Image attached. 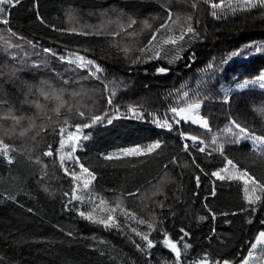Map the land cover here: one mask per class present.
<instances>
[{"label": "trees", "instance_id": "16d2710c", "mask_svg": "<svg viewBox=\"0 0 264 264\" xmlns=\"http://www.w3.org/2000/svg\"><path fill=\"white\" fill-rule=\"evenodd\" d=\"M194 2L198 4L195 9L191 7ZM212 2L219 3V0H209L208 4L204 0H21L11 9L9 24H0V100L7 101L0 104V112H6L11 105L15 115L31 116L36 127L21 135L22 129L28 128V120L25 119L10 137H5L16 151L11 153L14 161L11 165L0 162V264H166L174 260V256L159 243L164 231L181 248L183 264H192L205 252L213 260L227 257L240 264L250 247L246 242L254 239L261 230L260 219L264 218V211L258 209L252 216L239 211L246 206L242 180L215 181L213 184L211 171L223 167V157L218 153L212 156L207 151L200 153L197 148H191V141L187 142L192 155L182 151L179 131L206 136L209 142L211 134L190 123L169 132L158 128L151 117L138 119L131 113L123 115L131 104L142 107L145 113L151 111L164 118L178 92L199 90L206 96L201 113L208 118L212 133H219L229 117L246 123L257 134L264 133V89L258 85L235 87L236 83L251 79L264 67V55L234 58L227 64L221 63L228 53L246 43L264 42V10L245 9L233 14L222 6L217 9L220 18H215L211 15ZM161 4L170 6L173 19L180 18L177 25H172L176 35L180 34L181 26L191 16L190 23L199 36L194 39L186 37L182 59L171 65L167 59L134 62L135 56L139 55L136 45L147 44L151 32L167 19V12ZM37 13L46 24L37 21ZM129 17L138 21L132 29L136 32L135 37L123 33L115 37L103 34L106 28L118 31L116 25L108 24V21L127 20ZM143 21L152 27H144ZM53 25L76 31H54ZM8 29L23 39L18 41V48L10 49L5 55L4 41L9 40ZM80 31L90 34H77ZM97 31L101 34L97 35ZM125 44L132 45L127 58L114 46ZM164 47L172 49L173 46ZM44 48H51L56 56L44 53ZM72 53L93 59L104 69L108 91L115 90L116 93L111 108L118 106L122 115L111 125L105 121L83 129L89 140H81L74 155L95 173L96 178L90 184V192L82 190V187L78 189V195L85 196L83 202L71 201L69 204L70 195L65 196L64 193L70 194L75 186L71 176L65 175L60 168L55 153L52 157L42 155L48 145L58 147L59 138L46 119V116L54 119L51 108L55 103L44 101L34 92L29 93V88L39 86L42 81L56 88L63 87L65 99L74 105L77 98L67 94L84 88L88 92L80 98L81 104L94 106L96 114L111 110L100 82L88 78L87 69H77L68 63ZM13 55L17 59L11 60ZM61 56L65 57L64 61L57 58ZM168 58H171V53ZM10 60L12 67H7ZM209 64L216 65L215 72L207 67ZM161 66L169 68V71L156 73L155 68ZM65 80L71 84L65 85ZM228 88L231 92L226 103L223 89ZM26 95L29 101L39 100L44 104L46 112H38L31 103H23ZM63 111L70 115L67 110ZM167 116L171 114L167 113ZM80 122L78 117L70 119L72 130L74 124ZM41 123L46 125L47 135L39 131ZM0 125L9 128L13 121L0 120ZM156 140L163 142L156 153L111 160L104 158L112 151L136 144L143 148ZM225 147L227 155L241 168L258 179H264V156L258 150H251L250 141ZM37 155L41 156L42 164L35 163ZM173 156L177 157L175 163L171 162ZM193 159L204 171L191 163ZM68 167L73 170L71 163ZM74 170L79 173V167ZM197 175L201 178L199 186L195 180ZM213 186L215 196L211 195ZM129 192L136 195L129 196ZM92 195L96 204L101 197L110 204L119 198L123 207L138 217L162 223V229L158 226L151 232L150 238L157 246L150 250V255L137 251L128 238L131 236L141 242L130 229L147 233L146 224H138L117 212L115 215L120 228L106 229L77 214L75 208L91 210L93 205L89 197ZM9 196L15 199H9ZM205 203L214 209L215 219L205 209ZM65 204H68L67 210ZM97 214L106 217L98 209ZM201 216L205 219L200 220ZM249 218L253 221L251 224L246 222ZM182 227L189 233L183 240ZM69 232L72 235H68ZM185 242L192 245L186 254L183 251ZM255 253L252 264H264L259 248Z\"/></svg>", "mask_w": 264, "mask_h": 264}, {"label": "snow or ice", "instance_id": "6c2138e0", "mask_svg": "<svg viewBox=\"0 0 264 264\" xmlns=\"http://www.w3.org/2000/svg\"><path fill=\"white\" fill-rule=\"evenodd\" d=\"M21 3V0H0V24L8 25L9 24V15L12 8H15L17 5ZM205 4L209 3V0H204ZM227 8L233 14H235L238 10L245 9H254L260 8L264 10V0H219V3L212 2L210 7L212 9L211 15L215 18H220L217 9H221V7ZM161 7L165 9L167 12V19H165L162 23L159 24L158 28H155L154 31L151 32V38L148 39L147 44L144 45H136V51L139 52V55L135 56V61L138 62L140 60H152V59H167L169 65L173 64L176 61L182 59L181 53L184 52L183 43L186 41V37L188 39L198 38L199 33L192 26L190 21H192L193 17H187L185 24L181 26L180 34L176 35L175 30L172 28V25H177L179 22V16L173 19L172 11H169V5L161 4ZM191 7L193 9L198 7L197 3H192ZM37 21L41 24H46V21L37 13L36 15ZM198 22V21H197ZM138 21L132 18H128L127 20H123L122 18H118L116 21H108V24H115L118 31H113L110 28H106L104 31V35H111L113 37L120 35L123 33L125 36H136V32L133 29V25H137ZM144 27H152L148 24L147 21H143ZM54 31L58 32H75L76 29H59L54 25L52 26ZM163 30V31H162ZM9 32V40L4 41V52L5 55H8V51L13 48H18L20 45L18 41L23 39V37L18 36L17 33L12 32L11 29H8ZM158 33L160 35H158ZM77 34L79 35H89L90 33L87 31H80ZM97 35L101 33L99 31L96 32ZM190 34V35H189ZM15 38V41H13ZM2 39V37H0ZM27 43L31 44L32 41H27ZM171 45L172 49H165L164 46ZM117 47L119 51H122L127 58V55L130 51H132L131 44L114 45ZM44 53L50 54L51 56H56V53L51 48H44ZM169 53H171V58H168ZM256 54L264 55V42L251 41L242 45L238 49H234L230 53H228L225 57L221 59L222 64H227L234 58H244L248 59L249 57L255 56ZM60 61H64L65 57H57ZM17 59L14 55L11 57V60ZM188 59H193V57H188ZM11 60L6 64L7 67H12ZM68 63L70 65H75L77 69H87L88 70V78L93 80H98L100 84L103 86V92L106 94V103L107 106L111 110H105L100 114H96L93 107H86L85 105L80 103V98L85 96L88 90L81 88L79 91H72L67 95L72 98H77L75 105L68 100L65 99V88H56L53 84L48 83L47 81L40 82L39 86H34L29 88V93L34 92L37 97H43L44 101H53L55 106L51 108V112L55 114L53 119L52 116H46L49 123L52 126L53 133L58 136V147L53 148V145H48L47 150L43 151L42 155L45 157H52L55 153V158L59 160L60 168L64 171L65 175L71 176L72 181L75 186L71 189V193L65 192V196L70 195L69 204L71 201H80L83 202L85 199L84 195H78V189H81L87 192H90V184L93 180H95V173L90 171L88 167H86L80 159L74 154L77 151V148L80 145L81 140H89V136L87 134H83V129H90L93 125L102 124L105 121L108 125H111L114 120L121 118V113L119 107L111 108L114 104L113 97L115 96V90L112 92L108 91L109 84L106 82V78L103 76L104 69L97 64L93 59H88L86 56L79 55L77 53H72L71 58L68 59ZM33 67H37V65H33ZM211 68L213 72L216 70L215 64H209L207 66ZM156 73L165 74L169 71L167 67H156ZM203 71V70H202ZM65 85L71 84V81L65 80L63 82ZM252 85H259L261 89H264V67L260 68L257 74L253 75L251 79H245L240 83H236V88H245ZM214 87V85H213ZM183 88V85H182ZM91 91H95L92 89ZM231 92V88L223 89V99L224 102L229 101V94ZM206 99V96L202 95L199 90H193L191 92L184 91L177 93V99L174 101L172 105H170L166 109V116L161 118L158 113L147 112L145 113L142 107H137L129 104L124 116H127L131 113L134 117L138 119H145L146 117H151L153 123L161 129H166L169 132L175 131L177 128H182L184 125H198L200 128L205 129L206 133L211 134V140L208 141L206 136L192 134L186 131H179L178 136L182 144V151L192 155L190 151V145L187 141H191V148H197L200 153H205L207 151L209 156H212L213 153H218L221 157H223V167H219L216 170L211 171L210 176L214 178L213 184L215 181H236L242 180L244 183V201L246 202V206H242L239 211L242 213H246L248 216H252L257 214L259 211H264V179H258L251 175L247 169L241 168L239 164L232 158L227 155L226 145H240L242 141H250L252 145V151H259L261 156H264V133L257 134V132L247 126L246 123H241L238 119L234 117H229L227 124L219 133H212V129L210 127L208 118L201 114L202 101ZM7 103V101L0 100V104ZM23 103H31L38 112L45 111L46 106L39 102V100L29 101L27 95ZM63 110H67V113L70 115H65ZM15 109L10 105L6 112H0V120L11 119L13 121V125L9 128H4L0 125V157L3 158L0 162H7V164L11 165L13 161V157L11 155L12 152H15L16 149L5 141V137H10L16 129V126L20 125V122L27 119L28 120V128L22 129L21 135L24 132L28 131V129L36 127L35 121L31 116L26 117L25 115H15ZM167 113H170L171 116H167ZM78 117L80 119V123L74 124V130H72L69 120L72 118ZM58 127V131H57ZM46 125L41 123L39 125V131L44 135H47L45 131ZM162 141L156 140L154 142L149 143L146 147H141L139 144H136L132 147L121 148L120 154L123 156H140V155H150L156 153L157 150L161 149ZM210 149V151H209ZM105 159L111 160L114 158L112 154L105 155ZM177 157L173 156L171 158V162L175 163ZM35 163L42 164L41 156L37 155L35 157ZM69 163L73 166V170H69ZM192 164L196 166V168L200 169V171H204L203 168H200V164L193 159L191 161ZM79 167V173H77L74 168ZM207 175V173H205ZM86 177V178H85ZM197 186L200 185V176L197 175L195 177ZM47 191V189H45ZM155 194V193H153ZM129 196H135L136 193L129 192ZM211 195H216L215 186H213ZM9 199H15V197L9 196ZM90 202L92 203V208L89 211H82L79 208H75L77 214L84 218L85 220L91 221L95 224L103 225L106 229H110L113 227L120 228V224L118 222L117 216L115 215L117 212L122 213L128 219L136 221L138 224H146L149 231L142 232L137 230L136 228H131L130 231L135 233L136 237H139L140 241L137 242L136 239L129 236L131 243L135 246L136 250L142 254L150 255V250L157 246L153 239L150 238L151 232L154 231L158 226L162 229V223L158 224L153 219L145 220L143 217H138L135 212L129 211L123 207L122 201L117 198V200L110 204L108 201L103 199L102 197L99 200V204L95 203V196L92 195L89 197ZM162 206V205H161ZM65 209H68V204L64 205ZM205 209L208 210V213L211 214L212 218L215 219L216 213L214 209H212L207 203L204 204ZM97 209L100 213H105V216H101L97 214ZM29 212L32 209H28ZM222 215H228V213H222ZM232 215H236V213H232ZM200 220L205 219L204 216L199 217ZM248 224H251L252 219H248L246 221ZM261 230L258 231L254 239L248 240L246 243L250 244L248 248V254L243 256L240 260V264H250L251 258L256 254L254 250H257L258 246L261 256H264V218L260 219ZM180 232L183 233V237H187L189 233L185 231L182 227L180 228ZM68 235H72L71 232ZM160 244L163 245L164 248H167L170 253L174 256V260L170 262H166V264H183L182 261V250L178 247L177 242L174 241L167 231L163 232V239L159 241ZM192 245L188 242L183 243V251L186 254L187 250L190 249ZM192 264H235L233 259H229L227 257H220L218 259H211L210 254L205 252L202 258L196 259L192 261Z\"/></svg>", "mask_w": 264, "mask_h": 264}, {"label": "rangeland", "instance_id": "374dc122", "mask_svg": "<svg viewBox=\"0 0 264 264\" xmlns=\"http://www.w3.org/2000/svg\"><path fill=\"white\" fill-rule=\"evenodd\" d=\"M259 86V85H258ZM200 111H201V109H200ZM202 114V113H201ZM195 126H198V125H195ZM199 127V126H198ZM109 154H112L114 157H123V155H121L120 154V151L119 150H116V151H112V152H110ZM108 154V155H109ZM86 178V177H85ZM260 246H258V248H259ZM254 251H256V250H254ZM252 259H253V257L251 258V261H250V264H252Z\"/></svg>", "mask_w": 264, "mask_h": 264}]
</instances>
